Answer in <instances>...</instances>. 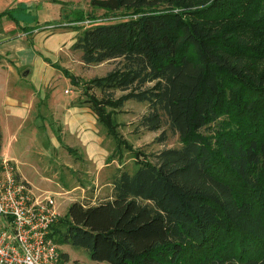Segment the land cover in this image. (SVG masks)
<instances>
[{
  "label": "trees",
  "instance_id": "obj_1",
  "mask_svg": "<svg viewBox=\"0 0 264 264\" xmlns=\"http://www.w3.org/2000/svg\"><path fill=\"white\" fill-rule=\"evenodd\" d=\"M92 5L121 17L92 21L71 47L85 64H115L84 87L103 92L87 102L116 152L123 141L106 108L131 99L148 103L142 127L160 131L159 142L169 129L181 146L137 157L133 173L116 176L109 199L72 202L53 227L55 240L104 264H264V0ZM4 16L16 20L11 9ZM117 90L124 93L114 99ZM2 142L0 129V152Z\"/></svg>",
  "mask_w": 264,
  "mask_h": 264
},
{
  "label": "rangeland",
  "instance_id": "obj_2",
  "mask_svg": "<svg viewBox=\"0 0 264 264\" xmlns=\"http://www.w3.org/2000/svg\"><path fill=\"white\" fill-rule=\"evenodd\" d=\"M34 2L38 5L22 7L17 2L12 5L17 6L15 15L20 23L30 27L26 29L29 31L25 36L51 61L67 68L76 77V82L65 76L59 67L33 52L25 53L29 56L26 69H34L27 78L17 76L5 62L0 63V101L4 88L8 86L11 93L23 92L20 89L26 93L31 89L32 81L42 84L39 123L32 125L31 118L20 128L0 104V125L5 134V150L15 157L19 171L29 178L35 193L54 195L63 216L74 201L97 204L108 199L113 181L121 170L133 173L137 169V157L152 160L153 153L163 148L179 147L181 142L179 136L169 129L167 139L157 141L160 131H149L140 125L148 103L131 99L118 108H106L108 112L114 109L111 115L123 141L116 152L117 141L99 122L87 102L88 95L101 99L103 92L99 87H93L87 93L84 87L90 79L106 76L115 64L113 61L85 64L81 51L71 46L92 21H113L121 16L106 15L103 9L92 5V0ZM10 4L2 5V9ZM75 17L79 20H71ZM245 33L247 37L255 34L251 30ZM251 40L255 44L258 42L257 38L251 37ZM256 63L261 64V61ZM261 65L264 68V62ZM123 93L117 90L114 99ZM206 132L209 133V129ZM68 147L75 153H71ZM114 152L116 158L113 159L111 155ZM61 250L69 255L68 264L75 260L80 264H104L92 260L85 248L62 244Z\"/></svg>",
  "mask_w": 264,
  "mask_h": 264
},
{
  "label": "built area",
  "instance_id": "obj_3",
  "mask_svg": "<svg viewBox=\"0 0 264 264\" xmlns=\"http://www.w3.org/2000/svg\"><path fill=\"white\" fill-rule=\"evenodd\" d=\"M54 195L37 194L7 156L0 157V264H68L53 227Z\"/></svg>",
  "mask_w": 264,
  "mask_h": 264
},
{
  "label": "crops",
  "instance_id": "obj_4",
  "mask_svg": "<svg viewBox=\"0 0 264 264\" xmlns=\"http://www.w3.org/2000/svg\"><path fill=\"white\" fill-rule=\"evenodd\" d=\"M13 2L21 4L20 6L22 7H30L38 4L34 2V0H0V13L11 9L12 14L16 18L15 20L11 17L4 16L0 19V63L5 62L6 65L8 64L10 68L15 71L17 76L27 78L29 77V75L34 73V69L31 68L29 74L27 76H23V72L27 70L26 67L29 64V56H26L25 53L27 51L33 52L39 54L41 57H43V59L46 56L41 50H38L36 48L35 43L33 45L32 42H30V40H28V38L25 36V33L29 31L28 30L26 32V27L29 26H24L20 23L15 15V9L17 8V6H12ZM6 3H11V6L6 9H2V5ZM39 38L41 40V37ZM34 42H36V36ZM14 66H16L17 69ZM36 81L31 82V89H29V91H27L26 93L22 89H20V91L23 92L11 93L8 86L4 88V92L1 94L0 104L3 105V108L7 111L8 116L11 117L15 124H18L20 128L25 123H28L31 118H33L32 125L37 124V122L39 123L38 118H40V116L38 113V105L41 100L40 89L42 87V84H37ZM0 129L3 135V151L1 156H7L14 160L15 157H11L9 152L5 150V134L3 129L1 128V125ZM19 172L27 181L30 182L29 178H26V176L21 173V171Z\"/></svg>",
  "mask_w": 264,
  "mask_h": 264
},
{
  "label": "water",
  "instance_id": "obj_5",
  "mask_svg": "<svg viewBox=\"0 0 264 264\" xmlns=\"http://www.w3.org/2000/svg\"><path fill=\"white\" fill-rule=\"evenodd\" d=\"M29 72H30V69L25 70V71L23 72V76H27V75L29 74Z\"/></svg>",
  "mask_w": 264,
  "mask_h": 264
}]
</instances>
